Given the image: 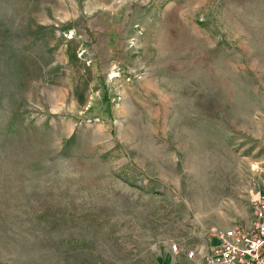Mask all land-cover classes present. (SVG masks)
<instances>
[{"label": "rangeland", "instance_id": "1", "mask_svg": "<svg viewBox=\"0 0 264 264\" xmlns=\"http://www.w3.org/2000/svg\"><path fill=\"white\" fill-rule=\"evenodd\" d=\"M262 185L264 0H0V264H202Z\"/></svg>", "mask_w": 264, "mask_h": 264}, {"label": "built area", "instance_id": "2", "mask_svg": "<svg viewBox=\"0 0 264 264\" xmlns=\"http://www.w3.org/2000/svg\"><path fill=\"white\" fill-rule=\"evenodd\" d=\"M251 197L248 223L209 229L207 244L191 249L186 257L199 258L202 264H264V185Z\"/></svg>", "mask_w": 264, "mask_h": 264}]
</instances>
